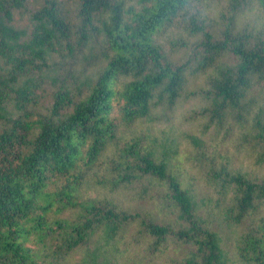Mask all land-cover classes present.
I'll list each match as a JSON object with an SVG mask.
<instances>
[{
	"label": "trees",
	"instance_id": "1",
	"mask_svg": "<svg viewBox=\"0 0 264 264\" xmlns=\"http://www.w3.org/2000/svg\"><path fill=\"white\" fill-rule=\"evenodd\" d=\"M0 264H264V0H0Z\"/></svg>",
	"mask_w": 264,
	"mask_h": 264
},
{
	"label": "rangeland",
	"instance_id": "2",
	"mask_svg": "<svg viewBox=\"0 0 264 264\" xmlns=\"http://www.w3.org/2000/svg\"><path fill=\"white\" fill-rule=\"evenodd\" d=\"M19 21H18V26L19 27H31L29 25V17L28 15L24 14L22 17H18ZM198 105V100L197 99H192V100H188V101H184L182 102L176 109V113L175 114V118H174V125L176 130L178 129H183V130H188L191 127V123H187V122H183L182 120V115L185 114L186 112H188L190 109L195 108V106ZM196 129V127L194 128ZM197 131V130H196ZM199 133V131H197ZM180 153H183L182 151ZM201 190H206V185H200ZM172 254H175L174 251L171 252ZM78 256H76V258H78ZM234 258V257H232Z\"/></svg>",
	"mask_w": 264,
	"mask_h": 264
}]
</instances>
